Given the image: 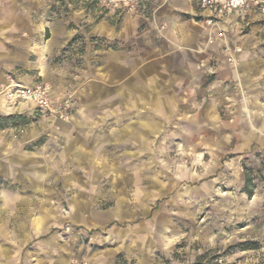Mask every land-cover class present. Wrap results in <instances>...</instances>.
<instances>
[{
	"label": "crops",
	"instance_id": "crops-1",
	"mask_svg": "<svg viewBox=\"0 0 264 264\" xmlns=\"http://www.w3.org/2000/svg\"><path fill=\"white\" fill-rule=\"evenodd\" d=\"M199 2L152 0L149 18L114 10L93 19L85 34L72 25L79 17L60 12L72 11L73 0H0V264H102L109 253L91 252L76 237L138 234L142 219L164 212L157 205L168 182L156 153L170 137L195 135L206 146L210 136L223 146L245 120L248 141L241 145L264 151V51L253 47L251 28L257 11L215 16L219 27L210 30L212 13ZM79 35L104 46L88 53L101 60L75 82L68 120L41 115L33 104L7 105L12 82L48 80L53 58ZM237 46L243 51L229 66L225 49ZM235 86L248 91V108L229 93ZM64 90L56 85L52 97ZM33 117L39 132L31 129ZM20 183L34 197L17 193Z\"/></svg>",
	"mask_w": 264,
	"mask_h": 264
},
{
	"label": "rangeland",
	"instance_id": "rangeland-1",
	"mask_svg": "<svg viewBox=\"0 0 264 264\" xmlns=\"http://www.w3.org/2000/svg\"><path fill=\"white\" fill-rule=\"evenodd\" d=\"M151 2L139 0L137 10L130 11L126 7H114L106 0H73L72 11L60 12L69 17H79L80 20L72 25L79 26V32L88 34L95 27L93 19H102L114 10H124L134 17H151ZM256 17L251 26L255 36L253 47L262 52L264 17L259 12ZM103 46V40L88 35L73 37L53 58L55 68L48 80L34 75L35 83L25 86L46 85L51 94L56 85L58 88L65 86L62 95L53 96L55 112L41 113L36 108L39 114L68 120L66 111L77 89L75 82L86 80L88 68L101 60L90 58L88 53ZM225 51L228 54L232 50L226 48ZM226 63L229 66L237 64L236 61L229 62L228 55ZM259 90V95L264 97V89ZM229 93L236 100L241 97L246 102L243 108H248L247 90L235 86ZM260 99L263 103L264 98ZM23 123L22 120L17 121L16 128L22 130ZM31 123L32 131L39 132L40 118H31ZM239 127V136L225 135L223 146L210 136L206 146L203 139L195 135L169 138L168 148L156 153L168 182L169 193L157 205V210L164 212L161 211L157 218L142 219L134 227L143 232L111 233L105 230L80 234L76 239L88 243L91 252L109 253L102 264H264V151L243 147L241 144L246 145L248 141L244 135L247 122L240 121ZM9 138L8 133L2 135L4 140ZM249 177L251 196L245 191ZM16 186L17 193L34 197L30 185L20 183ZM4 205L5 201L0 200V217L6 215L2 210ZM130 225L119 226L118 230L128 229ZM82 264L91 263L85 260Z\"/></svg>",
	"mask_w": 264,
	"mask_h": 264
},
{
	"label": "built area",
	"instance_id": "built-area-1",
	"mask_svg": "<svg viewBox=\"0 0 264 264\" xmlns=\"http://www.w3.org/2000/svg\"><path fill=\"white\" fill-rule=\"evenodd\" d=\"M114 7H126L130 11H136L139 0H106ZM250 6L254 7L264 17V0H200L201 11L211 12L212 16L206 19V26L212 30L219 25L215 16L225 17L231 13H242ZM217 36L223 38L224 32L219 29ZM241 48H235L228 52V61H235V54L240 53ZM6 103L10 107H17L24 104H33L41 113H54L55 102L50 88L46 85L25 86L16 82L5 90Z\"/></svg>",
	"mask_w": 264,
	"mask_h": 264
},
{
	"label": "trees",
	"instance_id": "trees-1",
	"mask_svg": "<svg viewBox=\"0 0 264 264\" xmlns=\"http://www.w3.org/2000/svg\"><path fill=\"white\" fill-rule=\"evenodd\" d=\"M250 182H251V178L249 177V178H247V185H246V190L245 191H247V194L249 195V196H251L252 195V192L249 190V188H248V186H249V184H250ZM253 249V248H252Z\"/></svg>",
	"mask_w": 264,
	"mask_h": 264
}]
</instances>
